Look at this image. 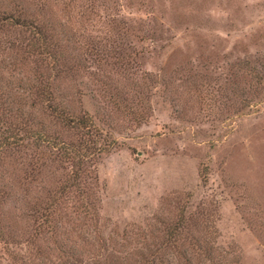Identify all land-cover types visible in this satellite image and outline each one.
Instances as JSON below:
<instances>
[{
	"label": "rangeland",
	"instance_id": "1",
	"mask_svg": "<svg viewBox=\"0 0 264 264\" xmlns=\"http://www.w3.org/2000/svg\"><path fill=\"white\" fill-rule=\"evenodd\" d=\"M69 1L90 5L91 34L108 36L122 62L131 55L120 75L92 70L122 87L150 77L143 99L133 95L147 117L140 125L81 77L91 90L83 107L112 114L116 127L114 148L95 164L109 251L138 264L134 252L159 218L186 209L212 250L194 264H264V0ZM29 253L0 242V264H32Z\"/></svg>",
	"mask_w": 264,
	"mask_h": 264
},
{
	"label": "trees",
	"instance_id": "2",
	"mask_svg": "<svg viewBox=\"0 0 264 264\" xmlns=\"http://www.w3.org/2000/svg\"><path fill=\"white\" fill-rule=\"evenodd\" d=\"M91 13L69 0H0V242L29 247L32 264H125L99 236L95 164L114 148L116 127L112 114L83 107L91 90L81 77L104 86L112 108L137 125L147 117L133 95L143 99L150 77L122 87L91 69L120 75L116 67L131 57L122 62L108 36L91 34L99 31ZM186 213L159 218L161 227L134 252L138 264H194L212 253Z\"/></svg>",
	"mask_w": 264,
	"mask_h": 264
}]
</instances>
